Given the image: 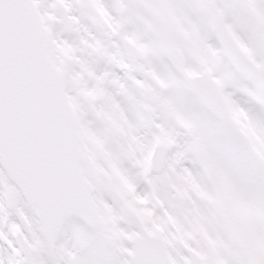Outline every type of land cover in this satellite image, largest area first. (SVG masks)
I'll use <instances>...</instances> for the list:
<instances>
[{"label":"snow or ice","instance_id":"6c2138e0","mask_svg":"<svg viewBox=\"0 0 264 264\" xmlns=\"http://www.w3.org/2000/svg\"><path fill=\"white\" fill-rule=\"evenodd\" d=\"M222 188L264 211V0H0V264H264Z\"/></svg>","mask_w":264,"mask_h":264},{"label":"rangeland","instance_id":"374dc122","mask_svg":"<svg viewBox=\"0 0 264 264\" xmlns=\"http://www.w3.org/2000/svg\"><path fill=\"white\" fill-rule=\"evenodd\" d=\"M64 52V55H71V50L69 47H65L62 49ZM68 52V53H67ZM64 63L60 62V65H63ZM59 65V64H57ZM64 70V68H63ZM88 94V93H87ZM74 105L75 110H77L78 105L72 102ZM110 119L113 121V123L117 126L122 128L124 123L123 115L117 111H113L110 114ZM81 135L85 138L87 141L86 145L89 147L91 153H93V158L96 154H98V151L100 150V143L97 141L94 137H92L86 129H81ZM103 170V169H101ZM116 175H119L118 172H116ZM185 187L182 189L183 191H187V187L191 186L194 188V186L191 185V182L185 178L184 181ZM128 191L131 192V186H127ZM222 194L224 197V205L223 208L222 205V212L225 218L228 221V224L230 228L234 229L235 234H237L238 237H242L244 241H246L249 244L257 245L262 242H264V239H262V234H264V211L254 209L250 206H247L243 203H241L239 200H237L226 188H222ZM202 198H207L206 194L199 193ZM221 194V192H220ZM137 203V201H133V204ZM97 211L101 214V218L104 219H112L110 210L108 212L102 211L99 206L97 205ZM149 208L147 207H136L135 212L137 216L140 218V221L147 226L148 229L154 230L157 233L161 231L159 225H155L154 223H151L150 219H145L146 214L148 212ZM202 231V230H200ZM113 235L117 238L121 235V233L113 228ZM182 239H192L194 238V233L191 231H185L181 234ZM214 244L209 241V250L207 255H214L215 254V248H213ZM220 263L219 258L216 257L215 264Z\"/></svg>","mask_w":264,"mask_h":264},{"label":"water","instance_id":"95a60500","mask_svg":"<svg viewBox=\"0 0 264 264\" xmlns=\"http://www.w3.org/2000/svg\"><path fill=\"white\" fill-rule=\"evenodd\" d=\"M58 74V73H57Z\"/></svg>","mask_w":264,"mask_h":264}]
</instances>
